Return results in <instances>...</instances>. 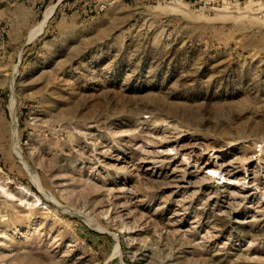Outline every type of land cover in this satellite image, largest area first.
I'll use <instances>...</instances> for the list:
<instances>
[{
    "label": "rangeland",
    "instance_id": "obj_1",
    "mask_svg": "<svg viewBox=\"0 0 264 264\" xmlns=\"http://www.w3.org/2000/svg\"><path fill=\"white\" fill-rule=\"evenodd\" d=\"M0 264H264V0H0Z\"/></svg>",
    "mask_w": 264,
    "mask_h": 264
},
{
    "label": "bare ground",
    "instance_id": "obj_2",
    "mask_svg": "<svg viewBox=\"0 0 264 264\" xmlns=\"http://www.w3.org/2000/svg\"><path fill=\"white\" fill-rule=\"evenodd\" d=\"M54 11V6L49 8L43 15L41 21L36 25V27L31 31L30 33V38L31 37H35L37 34H39L41 32V30L45 27L46 25V22L47 20L49 19V17L51 16V14L53 13ZM32 179H34V177H32ZM89 224H92L90 223V221H88ZM92 226H94L92 224ZM97 230H100V228H97Z\"/></svg>",
    "mask_w": 264,
    "mask_h": 264
}]
</instances>
